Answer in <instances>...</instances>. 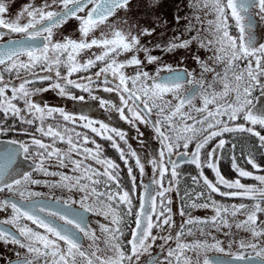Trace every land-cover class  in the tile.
<instances>
[{
  "label": "snow or ice",
  "instance_id": "obj_1",
  "mask_svg": "<svg viewBox=\"0 0 264 264\" xmlns=\"http://www.w3.org/2000/svg\"><path fill=\"white\" fill-rule=\"evenodd\" d=\"M134 7L133 0H29L12 16L10 0H0V136L29 137L0 140V193L19 197L0 199V212L11 210L0 220V244L14 257L0 253L3 264H264V34L257 31L264 0H188L190 12L175 17L184 33L151 46L141 37L155 30L128 16ZM70 20L78 36L56 39ZM167 54L181 62L191 55L199 71L165 64ZM150 65H159L155 74ZM99 90L118 94L119 104ZM49 91L78 102L86 97L77 92L86 93L135 128V139L144 136L140 125L151 127L158 154L142 159L126 132L34 99ZM95 137L118 154L127 186L121 164ZM244 137L251 147L238 143ZM226 151L234 179L221 173ZM53 163L71 174L50 171ZM184 164L196 170L190 184ZM34 185L68 195L37 199L43 193Z\"/></svg>",
  "mask_w": 264,
  "mask_h": 264
},
{
  "label": "flooded vegetation",
  "instance_id": "obj_2",
  "mask_svg": "<svg viewBox=\"0 0 264 264\" xmlns=\"http://www.w3.org/2000/svg\"><path fill=\"white\" fill-rule=\"evenodd\" d=\"M160 1L161 2H165L166 0H133V4L135 6H138V9L142 8V11H144L145 17L146 18L155 17L157 19V23H153V24H159L160 28H162V31H164L166 33V34L163 33V35L161 37H159V39H157V40H155V38L150 40V38L153 35L152 36H148L149 39L146 40L145 43H148L149 46H151V44H155V43H160V44L163 45V44H166V42L169 41L170 39H172L173 37L181 36L180 35L181 34V29L184 28L185 21L183 19H181L180 23L178 24L176 22L175 17L176 16L184 17L186 14H188L190 12V10L187 7H184L188 3V0H174V2H172L173 6L169 7L168 13H167V15H165L164 12L159 7L161 5ZM28 2H29V0H10V3H11V13L10 14L12 16H14L22 8V6L25 5ZM37 2H39V0H37ZM144 6H145L146 9L143 10ZM174 8H175V10H174ZM133 11H134V9H132L131 12H133ZM149 12H151L150 16H149ZM130 13H128V14L131 16ZM120 15L124 16L125 14L122 12ZM208 18H211V17H208ZM149 22L150 21H148L147 23H149ZM70 27L71 28H75L76 34H74V35L77 37L78 36V31H77L78 22L75 21V20H70L66 25H64V28L62 30H57V36L55 38L56 39H60L62 35H65V32H66L65 29L66 28H70ZM263 29H264V25H260L258 27L257 31L260 32L261 34H264V30ZM105 31H107V29H105ZM66 35H68V31L66 32ZM70 36H72V35H70ZM75 36H73V37H75ZM179 51H183V50H179ZM152 54L153 55H157V56H161V52L159 50H154L152 52ZM141 58H143V53H141ZM175 59H177V62L174 61ZM163 62L165 64H170L173 67L187 68L189 71H192L193 69L196 68V70L199 71L198 67L187 65L186 62L183 59H182V62H181L180 56H178L176 54L164 55L163 56ZM195 65H197V64H195ZM158 66L159 65H150L145 70L149 71L151 74H155L156 69H157ZM95 70L96 69H93L92 71H95ZM125 71H126V73H129V74L132 73V69L131 68L126 69ZM90 74L91 73H87V75H90ZM5 75H6V78H7V74H5ZM161 75H167V73L166 72H162ZM73 78H75V76ZM77 94L85 95L86 100L84 102L71 101V100H68V99H65V98L58 97L56 95V93L53 92V91H49V92H45V93H42V94H38L36 97H34V99H36L38 103H47V104H49L51 106L64 107L65 109L66 108H71V107L72 108H76V109L79 110V111H76V110L73 111V113H75L76 115H79V114L83 113V114L88 115L89 117H91L93 119L101 120V121H103L105 123H108L112 127H116L118 129L126 132V134L128 136L129 144H131L132 147L134 149H136V151L139 153V155L141 156L142 159L145 156H148L149 158H151V156H153L155 154H158L159 147H160L159 141L154 137V135H156V134L154 133V131H153V129L151 127L145 126L144 130L142 129V131H141V132L147 134L146 138L145 137H141L139 140L135 139L134 137L137 136L136 135L137 134L136 129L132 127L133 130L135 129V133H136V134L135 133L132 134L131 133V131H132L131 127H128L126 124H124L121 121H119V116H118L117 113L113 112V113L109 114V113L105 112V110H103V112H100V110H98V109H100V107L98 106L99 105L98 101L91 100L90 98H88L86 93L77 92ZM95 94L101 96L104 99L111 100L113 103H116V104H119V102H120L119 101V96L115 92L107 93V92H103L102 90H99ZM197 104H199V101H197ZM88 109H90V110H88ZM9 122H11V121H9ZM16 124L18 125V128L22 127L18 122ZM23 127H27V126L25 125ZM77 130L79 131L81 129L78 128ZM147 130L150 133V137L154 141V142H152V144L150 143V149H152V150H150L151 152L149 151V154H148V149L146 148L147 147L146 141H148V138H149L148 137L149 134H148ZM29 131H32V129H29ZM84 131H87V130H84ZM89 134L92 135L91 133H89ZM36 135L39 136V133H37ZM129 135H130V137H129ZM18 137L21 138V139H24V140H28L29 139L28 136H24V135H22L20 133H17V132H11V133L8 134L7 137L0 136V140H6L8 138H18ZM95 138L97 139V141L99 143L104 145L105 154L108 157L112 158L113 160H116L117 163H120L121 165H123V162L119 160L118 154L116 153V151L113 148H111L109 146L107 141H103L99 137H95ZM134 140L136 142H133ZM140 140L144 141L143 144L140 143ZM64 147H66V145H64ZM140 147H142V148L139 149ZM173 159H175V157H173ZM121 168L123 169L122 175L124 176L125 184L127 186L128 181H127L126 169L124 168V165L121 166ZM220 169H221V165H220ZM49 170L50 171H55V172H65V173L71 174L70 168L69 169L59 168L58 166H56L55 163H53L50 166ZM146 170H147L148 174L150 175L151 174V166L148 165ZM181 173H182L184 178L188 177L187 181L190 184L191 181H190L189 177H190V175H196V170L194 169V166L184 164V165H182ZM205 174L208 175L210 179L215 180L214 173H212L211 170H207L206 169L205 170ZM34 175H36V178L41 179V180L53 181V178H54V177H44V176H41L39 174H34ZM144 180H145V182H147V180H148V176L147 175L144 177ZM243 182H246V181H243ZM250 183H256V182L253 181V182H250ZM184 187H185V184H184V181H182L181 182V191L182 192H183ZM31 190L43 193V197H40V198H37V199L49 198V197L52 198V199H55V197L66 198L67 195H68L66 190H62V189L53 190V189H50V188L44 187V186H36V185H34V186H31ZM172 195L174 197V202H173V205H172L173 212H174V217L173 218L177 222V224H179V223H181V221L183 219L178 214V210H179V207H180V200L175 197V193H173ZM5 198H9V199H12V200H18L19 199L18 196L14 195V194H11V193H7V192L0 193V199H5ZM75 198L78 199V196H76ZM216 199L222 200L223 202L229 203V204L238 202L237 200H230V199L221 198V197H216ZM10 214H11L10 208L7 211H5V212H0V220L6 219L8 216H10ZM193 214L194 215L203 216V215H211V212L209 210H197V211H194ZM96 220H97L96 217H92V223L94 225L96 224ZM5 227H9L10 228L11 226H5ZM13 231H14V229H13ZM189 239H191V237H189ZM173 246H174V244H173ZM9 248H10V246H5V245L0 244V253H4L5 257L14 258L12 256V252L9 250ZM158 253H159V249L156 250L154 255L158 254ZM209 255L210 256H215V255H222L223 256V254H218V253H209ZM245 255H252V253H251L250 250H248V251L245 252ZM161 259H163V255H161ZM0 264H3L2 260H0Z\"/></svg>",
  "mask_w": 264,
  "mask_h": 264
},
{
  "label": "rangeland",
  "instance_id": "obj_3",
  "mask_svg": "<svg viewBox=\"0 0 264 264\" xmlns=\"http://www.w3.org/2000/svg\"><path fill=\"white\" fill-rule=\"evenodd\" d=\"M161 2V1H160ZM159 2V3H160ZM172 2H174V0H166L165 2H161V5L159 6L160 7V9L164 12V14L165 15H167V13H168V9H169V7H171V6H173V3ZM185 7V6H184ZM134 9V11L133 12H131L130 14H131V16L130 17H132V18H134V20L136 21V22H138L139 23V26L141 27V28H151V29H154L155 31L153 32V36L150 38V40H152V39H154L155 38V40H157V39H159V37H161L162 35H163V33H165L164 31H162V28H160V25L159 24H153V23H157V19L155 18V17H149V18H146L145 17V14H144V11H142V8H140V9H138V6H136V7H134L133 8ZM144 9H146L145 8V6L143 7V10ZM174 10H175V8H174ZM184 11V10H183ZM150 13L151 12H149V16H150ZM148 21H150L149 23H147ZM147 24V25H146ZM153 24V25H152ZM66 30V32L68 31V35H72V36H75L74 34H76V30H75V28H66L65 29ZM264 30V29H263ZM66 32H65V35H66ZM182 33H184V28H182L181 29V34ZM166 34V33H165ZM180 34V35H181ZM186 35V34H185ZM76 37V36H75ZM149 39V37L148 36H143V37H141V42L142 43H145V41L146 40H148ZM145 44H148V43H145ZM197 55H200L202 58H204L205 56H206V54L204 53V51L203 50H199L197 53H196ZM183 60L186 62V64L187 65H189V66H194V67H198V65H195L196 63L194 62V60L191 58V55H188V56H185V57H183ZM175 62H177V59H175L174 60ZM196 69V68H195ZM219 87V86H218ZM99 106V105H98ZM66 110L67 111H70V112H73V111H79L78 109H76V108H66ZM88 110H90V109H88ZM98 110H100V112H103V110L104 109H102V108H100V109H98ZM118 114V113H117ZM119 116V115H118ZM119 121H121L122 123H124V124H126L128 127H131L129 124H127L125 121H122V120H120V118H119ZM144 128H145V125H140V131H142V129L144 130ZM131 129H132V131H131V133L132 134H134L135 133V129L133 130V128L131 127ZM147 132H148V130H147ZM136 134V133H135ZM148 141H146V144H147V149H148V154H149V151L150 150H152V149H150V143L152 144V142H154L153 140H152V138L150 137V133L148 132ZM137 135V134H136ZM152 135V134H151ZM129 137H130V135H129ZM143 137H147V134L146 133H144V136ZM154 137L156 138V135H154ZM133 142H136L135 140L133 141ZM144 142V141H143ZM143 147V146H142ZM142 147H140L139 149H141ZM145 148V149H146ZM151 152V151H150ZM121 166H123V165H121ZM245 183H249V184H252V183H250L249 181H247V182H245ZM239 202V201H238ZM237 202V203H238ZM218 236H219V238L220 239H224V237L221 235V234H217ZM225 243H227V242H225ZM236 250H238V249H233V251H236ZM228 257V256H227Z\"/></svg>",
  "mask_w": 264,
  "mask_h": 264
},
{
  "label": "trees",
  "instance_id": "obj_4",
  "mask_svg": "<svg viewBox=\"0 0 264 264\" xmlns=\"http://www.w3.org/2000/svg\"><path fill=\"white\" fill-rule=\"evenodd\" d=\"M9 123H12L9 122ZM15 127L18 128V125L15 124ZM11 133V132H10ZM9 134V133H8ZM239 144H243V145H246L247 147H251V144L249 143V139L247 137H244L242 138L240 141H238ZM59 147L63 148L64 145L60 144L58 145ZM237 156L239 157V150L237 151ZM231 153L226 151L225 154H224V158L222 159L220 165H221V173L225 176V178L227 179H234L236 178V174L235 172L233 171L232 169V165H231ZM257 157H258V162H261L260 161V158H259V155L257 154ZM242 167H245L246 170H249V171H254V169H251V166L250 165H246L244 160L241 158V159H238L237 161ZM258 174H264V173H258ZM59 177H54L53 178V181H56L58 180ZM186 180L188 179L185 178ZM246 182L249 181V182H253L252 180H245Z\"/></svg>",
  "mask_w": 264,
  "mask_h": 264
},
{
  "label": "water",
  "instance_id": "obj_5",
  "mask_svg": "<svg viewBox=\"0 0 264 264\" xmlns=\"http://www.w3.org/2000/svg\"><path fill=\"white\" fill-rule=\"evenodd\" d=\"M224 259H229L227 256H223ZM236 264H242V262H236Z\"/></svg>",
  "mask_w": 264,
  "mask_h": 264
}]
</instances>
